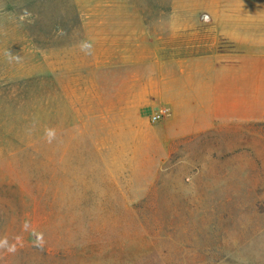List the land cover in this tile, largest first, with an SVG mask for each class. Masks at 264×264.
I'll return each mask as SVG.
<instances>
[{
	"label": "rangeland",
	"instance_id": "374dc122",
	"mask_svg": "<svg viewBox=\"0 0 264 264\" xmlns=\"http://www.w3.org/2000/svg\"><path fill=\"white\" fill-rule=\"evenodd\" d=\"M170 1L0 0V264H264V123L165 137L106 42Z\"/></svg>",
	"mask_w": 264,
	"mask_h": 264
},
{
	"label": "crops",
	"instance_id": "0c3cea01",
	"mask_svg": "<svg viewBox=\"0 0 264 264\" xmlns=\"http://www.w3.org/2000/svg\"><path fill=\"white\" fill-rule=\"evenodd\" d=\"M169 12V29L180 32L185 49L197 43L195 53L173 56L166 35L133 32L106 40L131 44L116 53H128L140 69L133 83L138 109L164 115L167 138L219 124L264 123V0H171Z\"/></svg>",
	"mask_w": 264,
	"mask_h": 264
},
{
	"label": "built area",
	"instance_id": "2783aa9c",
	"mask_svg": "<svg viewBox=\"0 0 264 264\" xmlns=\"http://www.w3.org/2000/svg\"><path fill=\"white\" fill-rule=\"evenodd\" d=\"M161 117H162V114H155V115H152L150 119L152 123H157L159 122Z\"/></svg>",
	"mask_w": 264,
	"mask_h": 264
},
{
	"label": "clouds",
	"instance_id": "9594fccd",
	"mask_svg": "<svg viewBox=\"0 0 264 264\" xmlns=\"http://www.w3.org/2000/svg\"><path fill=\"white\" fill-rule=\"evenodd\" d=\"M86 47H90V46L86 45ZM47 135H48V137H49V140H51V138L53 137L54 133H53L52 131H49V132L47 133Z\"/></svg>",
	"mask_w": 264,
	"mask_h": 264
}]
</instances>
